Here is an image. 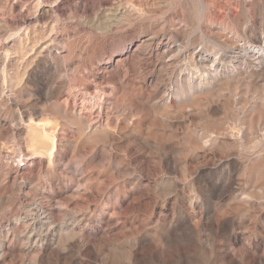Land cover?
Returning a JSON list of instances; mask_svg holds the SVG:
<instances>
[{"label": "rangeland", "instance_id": "1", "mask_svg": "<svg viewBox=\"0 0 264 264\" xmlns=\"http://www.w3.org/2000/svg\"><path fill=\"white\" fill-rule=\"evenodd\" d=\"M254 45L264 0H0V264H264Z\"/></svg>", "mask_w": 264, "mask_h": 264}, {"label": "bare ground", "instance_id": "2", "mask_svg": "<svg viewBox=\"0 0 264 264\" xmlns=\"http://www.w3.org/2000/svg\"><path fill=\"white\" fill-rule=\"evenodd\" d=\"M118 8V7H117ZM113 13V12H112ZM111 13V14H112ZM150 37V36H149ZM153 37V36H152ZM151 39V38H150ZM145 40V39H144ZM143 41V40H142ZM150 42V41H149ZM168 50V49H167ZM247 50H249V51H252V52H254V53H256L257 55H261V54H263L264 53V46H249L248 48L247 47H238L236 50H234L233 51V54H241V52H243V51H247ZM175 56V55H174ZM230 56H232V55H230ZM193 59L191 60V61H188V63L190 64V65H194V66H196L197 64H200V63H202L204 60H203V57L199 54V53H196L195 54V56H191ZM174 60V59H173ZM193 62V63H192ZM170 63V62H169ZM203 64V63H202ZM189 84L191 85L192 83H190L189 82ZM37 124H40L38 121L36 122ZM51 150H49L50 152V154L53 152V150H54V148H53V146H52V148H50Z\"/></svg>", "mask_w": 264, "mask_h": 264}]
</instances>
